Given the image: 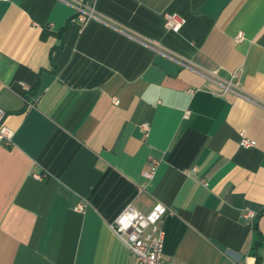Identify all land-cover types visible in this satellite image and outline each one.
Returning <instances> with one entry per match:
<instances>
[{
    "label": "crops",
    "instance_id": "1",
    "mask_svg": "<svg viewBox=\"0 0 264 264\" xmlns=\"http://www.w3.org/2000/svg\"><path fill=\"white\" fill-rule=\"evenodd\" d=\"M0 107V264H134L156 202L166 264H264V0H0Z\"/></svg>",
    "mask_w": 264,
    "mask_h": 264
},
{
    "label": "built area",
    "instance_id": "2",
    "mask_svg": "<svg viewBox=\"0 0 264 264\" xmlns=\"http://www.w3.org/2000/svg\"><path fill=\"white\" fill-rule=\"evenodd\" d=\"M74 7L76 16L73 21L82 24L95 17L92 4L79 1L75 2ZM162 17L164 29L173 33H178L185 23L184 18L175 13L164 12ZM237 38L241 39V34ZM113 103L117 105L119 100L113 98ZM188 114L189 112L186 111L185 116L187 117ZM4 120L5 111L0 107V146H9L12 144L14 131L5 124ZM144 129L147 131L148 126H144ZM238 144L245 149L256 146L255 140L250 139L244 131L239 132ZM157 165L158 162L152 160L150 168L142 172L143 177L148 180L152 179ZM35 177L41 179L40 175H35ZM83 209L82 204L74 208L77 212H82ZM170 213L171 210L160 202L154 203L148 213H143L129 204L114 219L110 226L111 230L132 254L134 264H166L162 257L164 243L162 222ZM242 216L248 224L253 225L257 213L246 210Z\"/></svg>",
    "mask_w": 264,
    "mask_h": 264
},
{
    "label": "trees",
    "instance_id": "3",
    "mask_svg": "<svg viewBox=\"0 0 264 264\" xmlns=\"http://www.w3.org/2000/svg\"><path fill=\"white\" fill-rule=\"evenodd\" d=\"M262 213H263V212L257 213V217H256V219H257ZM256 219H255L253 225H255V223H256Z\"/></svg>",
    "mask_w": 264,
    "mask_h": 264
}]
</instances>
